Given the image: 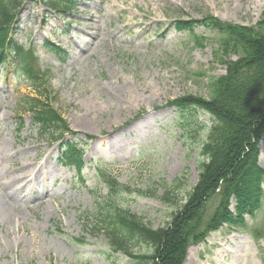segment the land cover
Returning <instances> with one entry per match:
<instances>
[{"label": "rangeland", "instance_id": "obj_1", "mask_svg": "<svg viewBox=\"0 0 264 264\" xmlns=\"http://www.w3.org/2000/svg\"><path fill=\"white\" fill-rule=\"evenodd\" d=\"M40 1H21L12 36L30 48L40 91L64 127L56 142L42 135L19 104L34 91L0 70V195L13 217L0 211V264H128L95 229L96 205L109 196L105 178L121 185L111 192L116 206L154 228L168 222L198 182L199 141L213 123L194 102L209 101L212 82L245 52L225 30L188 21L254 27L264 23V0H72L65 14L44 11ZM188 99L197 109L181 117L191 137L174 108ZM64 141L75 166L57 161ZM255 147L264 171V110ZM30 173L37 178L23 195L7 196L20 184L5 181ZM167 190L171 202L160 199ZM222 193L216 187L190 221L180 264H264V186L246 187L237 202ZM248 202L252 215L242 211Z\"/></svg>", "mask_w": 264, "mask_h": 264}, {"label": "trees", "instance_id": "obj_2", "mask_svg": "<svg viewBox=\"0 0 264 264\" xmlns=\"http://www.w3.org/2000/svg\"><path fill=\"white\" fill-rule=\"evenodd\" d=\"M21 1L0 0V66L5 68L11 65L17 78L32 88L34 95L19 98V104L24 112L29 113L33 125L42 135H50L48 139L55 141L54 134L64 127L63 120L40 91L44 79L33 71L34 58L27 46L19 45L11 36L6 39L16 26L15 19ZM67 1L70 3L66 4ZM42 4L56 12L70 11L75 5L71 0H45ZM188 22L190 27L202 25L210 31L225 30L226 36L240 43L245 52L244 56L229 61L226 73L212 82L213 92L209 101L194 102L199 103V109L211 113L213 123L199 141L198 182L165 225L154 228L137 214L116 206L111 192L118 191L121 185L113 179H106L110 197H105L102 204L96 205L95 229L105 236L109 252L127 258L128 264H180L191 236L188 229L190 221L195 220L192 218L202 209L216 187L219 186V190L223 191L224 201L232 196L237 202L246 187L261 188L264 184V171L257 165L258 151L255 147L257 125L264 110V34L261 33L264 23L241 27L223 24L215 18ZM177 27L184 29L188 26L183 24ZM191 100H179L174 104L180 116L185 108L197 109L193 103H189ZM178 125L191 137L190 124L185 118H180ZM61 146L64 147V143ZM72 153L70 160L62 150L59 161L75 164L74 150ZM170 191H165L160 199L171 202L170 194L173 192ZM255 209L251 208L249 202L242 206V211L249 215ZM226 212L222 215L228 218L227 207L223 213ZM141 246L149 247L151 252L147 254L136 250Z\"/></svg>", "mask_w": 264, "mask_h": 264}, {"label": "bare ground", "instance_id": "obj_3", "mask_svg": "<svg viewBox=\"0 0 264 264\" xmlns=\"http://www.w3.org/2000/svg\"><path fill=\"white\" fill-rule=\"evenodd\" d=\"M80 126H85L86 123L84 121H80ZM3 153H0V158L2 156ZM23 167H27L28 164H22ZM40 173V172H39ZM37 174V173H36ZM36 174L32 175V173L29 174H25L24 176H22L21 174H14L12 176V178H8L5 182L6 187H10L13 186L14 184H20V187H18V189H16L14 192L7 194V196L9 195L10 197H12L11 199L15 200L16 197L20 198L21 195H23V186L24 184H28L32 179H36ZM32 189H30L31 191ZM47 190V189H46ZM26 196V194L24 195ZM16 200H18L16 198ZM10 204H8V202L6 201V199L0 195V211L1 212H5V210H7L8 208H10ZM5 215L8 217L9 220L13 219V217H11V214L9 216V213L5 212Z\"/></svg>", "mask_w": 264, "mask_h": 264}]
</instances>
